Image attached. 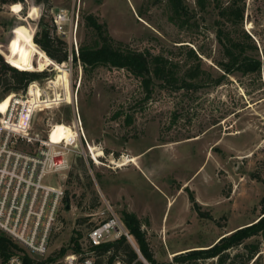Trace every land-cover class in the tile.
I'll return each instance as SVG.
<instances>
[{
  "label": "rangeland",
  "instance_id": "1",
  "mask_svg": "<svg viewBox=\"0 0 264 264\" xmlns=\"http://www.w3.org/2000/svg\"><path fill=\"white\" fill-rule=\"evenodd\" d=\"M233 1L243 9L242 20L222 22L219 10ZM39 2L0 0V56L18 70L23 69L6 58L41 73L22 90L16 88L21 84L16 71L0 69V113L8 114L2 106L8 93L27 97L35 83L41 100L52 101L34 108L33 136L42 139L48 133L50 138L57 125L78 134L66 150L69 168L41 180L62 192L50 226L47 255L68 247L73 236L84 245L92 225L111 212L121 218L126 210L143 221L158 263L177 264L175 254L207 247L259 217L264 198V67L226 73L219 66L226 59L216 30L226 26L236 39L244 40L249 54L264 61V0H204L203 7L197 0H184L188 9L184 27L170 19L168 0H81L78 49L66 47L68 59L63 63L49 60L33 40L41 16L50 28ZM15 3L17 10H13ZM88 16L104 26L118 48L160 54L175 65L180 77L195 67L198 85L173 90L154 84L146 96L140 78L125 68L101 64L84 69L79 59L72 58V51L78 56L81 45L93 44ZM63 43L55 48L57 54L66 49ZM61 68L66 92L60 84L49 83ZM219 76L222 79L215 83ZM88 144L102 151L98 163ZM39 146L38 141H21L12 148L32 153ZM124 159L132 161L117 167ZM105 186L115 199L105 194ZM42 198L40 190L35 211ZM29 201L27 195L24 212ZM51 204L49 194L41 222ZM84 217L85 221H77ZM246 243L258 245L255 260L247 262ZM224 254L223 264H264V238L251 236ZM195 262L218 264V257ZM182 263L193 264L189 259Z\"/></svg>",
  "mask_w": 264,
  "mask_h": 264
},
{
  "label": "trees",
  "instance_id": "2",
  "mask_svg": "<svg viewBox=\"0 0 264 264\" xmlns=\"http://www.w3.org/2000/svg\"><path fill=\"white\" fill-rule=\"evenodd\" d=\"M40 1V0H38ZM199 5L203 7L204 0H197ZM172 14L170 19L179 27H184L188 19V9L184 4V0H168ZM18 3L13 4L12 6ZM10 7V9L12 8ZM220 18L222 22H229V24H237L242 20L243 9L237 3L233 1L230 4L222 7L219 10ZM86 24L92 30L94 34L93 44H83L80 46L78 56L72 51V58L74 60L79 59L84 67H95L97 65H108L114 67L125 68L132 74L140 78L143 92L146 96L150 95L152 86L158 84L161 87H168L173 90L185 88L190 89L196 87L198 82L195 79L197 72L194 68H189L183 77H180L178 71L167 58L160 54H151L148 51H140L130 48H118L113 45L112 39L108 36L104 26L99 24L92 16L86 17ZM39 29L35 32L33 37L34 42L42 49L41 51L49 59L55 60V63H63L68 59V51L66 48L61 54H57L55 48H62L63 41L57 38H52L49 34L48 23L44 22L43 16H41L38 23ZM246 37L249 35L244 32ZM217 40L220 43L223 51V56L226 60L219 62V66L226 72L232 73L234 71L250 72L259 71L260 67H264V61H260L259 58L248 53V47L244 40L236 39L231 30L226 26H222L216 30ZM192 51V50H191ZM193 53V51H192ZM194 54V53H193ZM51 59H50V58ZM6 60L13 66L23 69L18 70L12 66H9L3 61L0 56V69L6 68L13 69L18 73L20 83L16 86L18 89L24 90L27 83L36 80L41 77V73L29 71L32 68L19 67L14 65L10 59ZM222 76H219L214 80L215 83L220 82ZM127 121L130 117H126ZM64 199L66 196H63ZM191 202L194 199L191 197ZM198 208V204H193ZM121 221L123 222L127 232L132 236L135 244L137 245L140 253L144 259L150 264H159L153 255V252L149 246L146 232L141 228V220L138 216L129 211L121 212ZM86 217L80 218L77 221H85ZM254 235H260L264 238V198H262V212L259 217L244 225L227 235H222L218 240L204 248H196L175 254L173 259L177 264H183L184 259H189L193 264H197L195 260L205 259L211 257H218V264L224 263L225 251L231 247L241 244L247 238ZM68 247H62L58 253L54 256L52 254L47 255L46 258L36 260L30 255L26 254L23 249L14 242L7 234L0 231V258L6 260L13 254L22 251L21 264H49L54 262L58 257L62 256L67 249L72 251H78L81 249L78 237H71ZM245 248L246 260H250L258 257L259 248L257 244L246 243ZM95 256V260L99 264H111L114 260H121L126 264H143L142 260L138 257V253L132 247L125 235H121L116 239L102 242L98 245L90 247ZM257 254V255H256ZM163 264H171V262H165Z\"/></svg>",
  "mask_w": 264,
  "mask_h": 264
},
{
  "label": "built area",
  "instance_id": "3",
  "mask_svg": "<svg viewBox=\"0 0 264 264\" xmlns=\"http://www.w3.org/2000/svg\"><path fill=\"white\" fill-rule=\"evenodd\" d=\"M38 6L41 13L49 18L50 36L66 41V47L76 51L81 0H40ZM19 107L11 114L0 113V230L23 248L26 254L44 259L48 254L47 239L56 202L62 198V192L42 184L41 180L47 174L61 173L69 168L66 150H69L75 139L70 142L64 140L53 143L49 141L48 133L42 139L35 138L32 134V114L27 115L28 107H25L26 109ZM18 117L23 118L25 123L18 124V121H15ZM21 141L28 143L38 141L40 146L32 153L12 148L13 144ZM40 190L43 198L41 205L37 207L38 210L35 211L34 202ZM49 194L52 196V204L46 218L41 222ZM27 195H30V201L28 211L24 212L23 204ZM121 235H125L127 239L131 238L121 218L111 212L108 217L88 229L85 244L80 243V250H70L49 264H98L90 247ZM22 253L19 251L6 260L0 258V264H21ZM142 262L150 264L146 260ZM111 264L126 263L117 259Z\"/></svg>",
  "mask_w": 264,
  "mask_h": 264
},
{
  "label": "bare ground",
  "instance_id": "4",
  "mask_svg": "<svg viewBox=\"0 0 264 264\" xmlns=\"http://www.w3.org/2000/svg\"><path fill=\"white\" fill-rule=\"evenodd\" d=\"M65 77H66L65 71L63 68H61L59 70L58 77L55 80H50L49 83H51L52 85L60 84L61 86H63V88L65 89V92H66L65 83H64ZM40 95H41L40 87H38L37 84L32 83L29 86L27 97H22V96H19L18 94H15V93H8L3 100L2 106H3L4 110H6V112L10 113V114L13 113L19 105L21 108L22 107H24V108L28 107L27 108V111H28L27 115L30 116L34 112V107L42 106L43 104L48 105V103H43V102L52 101L49 99L47 100L46 97L44 99L45 101H43V100H41ZM53 98H55V97H53ZM23 120H24L23 118L18 117V119L16 121H18V124H19L20 121L22 122ZM24 123H25V120H24ZM76 136H78V134L75 131H73L72 129H70L66 126L57 125L52 130L49 141L53 142V143H60L61 141H64V140L70 142ZM88 149H89V152L91 153V156L95 159V162L98 163V156L102 155V151L100 149L96 148L95 145L93 146L91 144H88ZM129 161H132V159H128V160L124 159V161L119 163V165H117V167L118 166L119 167L124 166ZM111 163L113 164V162H111Z\"/></svg>",
  "mask_w": 264,
  "mask_h": 264
},
{
  "label": "crops",
  "instance_id": "5",
  "mask_svg": "<svg viewBox=\"0 0 264 264\" xmlns=\"http://www.w3.org/2000/svg\"><path fill=\"white\" fill-rule=\"evenodd\" d=\"M35 35V34H34ZM112 191V189L110 188V187H108V186H105V188H104V192H105V194L108 196V197H110V198H113V199H115V195H113V193L111 192ZM138 218L141 220V218L138 216ZM141 228H142V226H143V221L141 220ZM143 229V228H142ZM144 230V229H143ZM146 232V231H145ZM131 236V235H130ZM133 238H132V236H131V238H130V240L133 242V240H132ZM128 240V239H127ZM129 241V240H128ZM134 243V242H133ZM135 244V243H134ZM135 246L137 247V245L135 244ZM179 251H183V250H179ZM144 258V257H143ZM99 264V263H98Z\"/></svg>",
  "mask_w": 264,
  "mask_h": 264
},
{
  "label": "water",
  "instance_id": "6",
  "mask_svg": "<svg viewBox=\"0 0 264 264\" xmlns=\"http://www.w3.org/2000/svg\"><path fill=\"white\" fill-rule=\"evenodd\" d=\"M68 207H69V203H68V201L66 200V208H68ZM128 240H129L130 244L132 245V247L135 249V251L138 253V257H139L142 261L145 260V259L143 258V256H142V254L140 253L138 247H136L135 244H134L130 239H128Z\"/></svg>",
  "mask_w": 264,
  "mask_h": 264
},
{
  "label": "snow or ice",
  "instance_id": "7",
  "mask_svg": "<svg viewBox=\"0 0 264 264\" xmlns=\"http://www.w3.org/2000/svg\"><path fill=\"white\" fill-rule=\"evenodd\" d=\"M18 7H19V6H14V9H13V10H17ZM33 11H35V9H34Z\"/></svg>",
  "mask_w": 264,
  "mask_h": 264
}]
</instances>
